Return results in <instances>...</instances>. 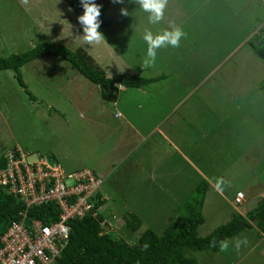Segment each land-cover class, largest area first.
I'll use <instances>...</instances> for the list:
<instances>
[{
    "label": "rangeland",
    "instance_id": "1",
    "mask_svg": "<svg viewBox=\"0 0 264 264\" xmlns=\"http://www.w3.org/2000/svg\"><path fill=\"white\" fill-rule=\"evenodd\" d=\"M122 8L128 16L121 15ZM106 14L111 25L98 29L106 43L89 46L75 40L83 28L64 0H29L27 6L0 0V56L67 38L72 49L83 47L110 77L160 76L142 88L121 87L117 103H108L99 86L58 56H41L21 67L33 98L12 70H0V155L17 145L30 160L46 155L67 170L103 173L104 207L115 215L114 232L130 243L145 228L161 232L185 203L194 204L201 173L210 183L219 177L226 183L222 195L209 185L200 236L228 222L236 212L232 208L245 214L256 207L264 196V61L249 41L264 23V0H169L164 21L156 25L148 23L134 0L111 2ZM169 20L186 38L178 48L159 49L155 66L144 69V30L156 34ZM188 91L186 103L181 101L171 118L154 128ZM115 110L124 118L115 117ZM204 122L208 134L200 138ZM176 124L185 133L169 137L180 147L167 155L157 146L164 141L160 132ZM178 152L189 155L190 166ZM239 188L246 200L232 206ZM130 212L142 217L134 232L125 225ZM233 237H246L247 246L187 250V255L199 264H264V235L250 229Z\"/></svg>",
    "mask_w": 264,
    "mask_h": 264
},
{
    "label": "trees",
    "instance_id": "2",
    "mask_svg": "<svg viewBox=\"0 0 264 264\" xmlns=\"http://www.w3.org/2000/svg\"><path fill=\"white\" fill-rule=\"evenodd\" d=\"M79 16L83 14L80 0H64ZM101 5V26L108 27L112 20L107 10L112 0H95ZM80 32V29L77 30ZM254 52L264 61V23L260 27L255 40L249 41ZM58 56L72 69H75L93 84L99 86L100 97L108 103H114L120 93L119 86L124 88H142L160 78L143 77L137 74L115 75L110 77L104 68L96 63L83 47L72 49L67 38L56 41H42L22 52L0 56V70H12L16 80L26 92H29L23 80L21 67L41 56ZM4 164L0 155V167ZM209 189V183L202 179L196 191L199 198L183 205L182 211L161 232L145 228L133 242L126 241L122 234L113 231L101 233L100 220L87 214L81 219H71L70 235L67 245L54 264H199L198 259L187 255V250H219V241L231 238L242 231L255 229L264 235V197L258 205L247 211L245 215L233 212L228 222L217 226L210 233L200 236L198 229L204 222L201 207ZM23 209L22 203L12 194L0 188V238L9 224L17 219ZM59 209L54 203H46L30 207L28 218H38L50 222L58 218ZM125 225L133 232L142 225L139 213L130 212L125 216ZM217 241L216 247H210L211 241ZM147 243V250L143 245Z\"/></svg>",
    "mask_w": 264,
    "mask_h": 264
},
{
    "label": "built area",
    "instance_id": "3",
    "mask_svg": "<svg viewBox=\"0 0 264 264\" xmlns=\"http://www.w3.org/2000/svg\"><path fill=\"white\" fill-rule=\"evenodd\" d=\"M2 155L0 188L20 201L23 209L0 238V264H54L69 241L68 221L87 214L95 218L102 215L101 233L113 231L116 218L104 207L101 174L84 167L67 170L46 155L30 160L29 153L17 145ZM244 198V192L239 191L235 201L242 203ZM46 203L56 204L57 219L43 222L28 218L30 207Z\"/></svg>",
    "mask_w": 264,
    "mask_h": 264
},
{
    "label": "clouds",
    "instance_id": "4",
    "mask_svg": "<svg viewBox=\"0 0 264 264\" xmlns=\"http://www.w3.org/2000/svg\"><path fill=\"white\" fill-rule=\"evenodd\" d=\"M114 4H122L124 0H112ZM25 6L29 4V0H21ZM83 8V14L78 17V22L82 25L83 35L77 36L75 40L83 41L86 45L96 46L101 43H106L104 36L98 29L101 26V5L95 0H80ZM134 3L147 14L148 23L152 25L160 24L165 19V11L168 7L169 0H134ZM121 15L128 16L129 12L126 8L121 9ZM187 33L178 26L174 21H168V27L154 34L151 30L145 29L143 40L147 44L146 56L143 59L142 67L149 69L155 66L157 51L161 48L173 47L178 48L182 38H186ZM123 86H119L121 88ZM115 103V102H114ZM225 181L222 177L215 178L214 188L217 192H222L225 186ZM234 245L236 251H239L241 246H247V238L233 237L219 241V250L225 252L229 246ZM217 241L210 242V247H216ZM149 245L145 243L143 249L147 250Z\"/></svg>",
    "mask_w": 264,
    "mask_h": 264
},
{
    "label": "crops",
    "instance_id": "5",
    "mask_svg": "<svg viewBox=\"0 0 264 264\" xmlns=\"http://www.w3.org/2000/svg\"><path fill=\"white\" fill-rule=\"evenodd\" d=\"M191 92L190 91H188L187 93H186V95L183 97V98H181L177 103H174V105L171 107V109H169L168 111H166L165 113H164V115L159 119V121L157 122V124L156 125H154L153 127L154 128H157V126H158V128H160L161 126V124L163 125V123H165V121L166 120H169L170 118H171V116L173 115H171V113H172V111H173V109L175 110L179 105V103L182 101L183 102V104L184 103H186V101L188 100V98H190L191 96ZM189 100H192V99H189ZM115 103H117V101L115 102ZM116 112H115V114H114V116L115 117H123L122 116V113L119 111V110H115ZM118 112H120L121 113V115H117V113ZM177 116H180V115H177ZM182 116V115H181ZM186 116V115H185ZM187 117V116H186ZM185 117V118H186ZM193 117V116H192ZM124 118V117H123ZM184 118V119H185ZM187 119V118H186ZM130 121V120H129ZM129 121H127V122H129ZM186 121V120H185ZM130 123V122H129ZM131 123H132V121H131ZM201 123V122H200ZM160 124V125H159ZM186 124H189L190 125V127H191V124H192V122H189V123H186ZM204 125H205V130L204 131H197L198 133H200V138H205L206 137V135L208 134V132H207V130H208V128H206V124H205V122H204ZM136 127H133L132 129H135ZM179 130H180V128H179V126H178V124H176L174 127L173 126H168V133H164V132H160V133H163V139H164V141L163 142H161V144L160 143H157V146L158 147H163V149L164 150H162V153H166L167 155H169L170 153H171V150H179V148L178 147H180L178 144H177V142L175 141V137L173 138L174 139V141L175 142H173V140L171 139V138H169L170 136H172L173 137V135H179L180 134V132H179ZM189 130H191V128L189 129ZM137 128L135 129V132L137 133ZM181 131V130H180ZM182 133H185V131L184 130H182L181 131ZM194 132V131H193ZM197 132H194V133H197ZM210 132H212V131H209V133ZM158 134H160L159 132H157ZM137 134H139V133H137ZM171 139V140H170ZM156 145V144H155ZM188 145H190V143H188ZM178 146V147H177ZM187 151L189 152V149H187ZM178 154L181 156L180 157V159H182L183 158V160L185 161V163H188L187 165H189L190 166V160H189V155L186 153L184 156H183V154L182 153H179L178 152ZM164 155V154H163ZM162 161H164V159H161ZM182 160V161H183ZM192 170L193 171H196L195 170V168H192ZM99 174H101V176H103L104 177V174L103 173H101V172H98ZM155 173H157V172H155ZM200 176H201V180L202 179H206L207 181H208V183H209V185H210V187H213L214 188V183L212 182V183H210V180H208L205 176H204V174H200ZM209 187V188H210ZM239 191H242V192H244V194H245V198H244V200L242 201V203H244V201L246 200V193H245V191L243 190V189H241V188H239V189H237L236 190V194L239 192ZM219 194H221L222 195V192H218ZM264 194V190L263 191H261L260 192V195H263ZM224 197V196H223ZM235 197H236V195L234 196V200H231V204H232V206H235V205H238V204H242V203H237L236 201H235ZM264 197V196H263ZM232 208V207H231ZM234 211H236V212H239L238 210H237V208L235 207V208H232ZM251 210V209H250ZM239 213H241L242 215H245V214H243L242 212H239Z\"/></svg>",
    "mask_w": 264,
    "mask_h": 264
}]
</instances>
